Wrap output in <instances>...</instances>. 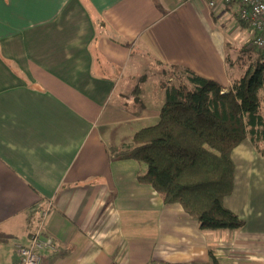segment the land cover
Returning a JSON list of instances; mask_svg holds the SVG:
<instances>
[{"label": "crops", "instance_id": "obj_1", "mask_svg": "<svg viewBox=\"0 0 264 264\" xmlns=\"http://www.w3.org/2000/svg\"><path fill=\"white\" fill-rule=\"evenodd\" d=\"M240 7L0 0V264H20L16 245L48 203L54 250L41 264H264V156L251 141L231 153L223 200L244 220L237 231L201 229L138 182L144 165L109 154L157 125L171 66L227 90L241 74L229 50L260 57Z\"/></svg>", "mask_w": 264, "mask_h": 264}, {"label": "trees", "instance_id": "obj_2", "mask_svg": "<svg viewBox=\"0 0 264 264\" xmlns=\"http://www.w3.org/2000/svg\"><path fill=\"white\" fill-rule=\"evenodd\" d=\"M169 69L179 76L162 85L166 98L157 125L109 154L144 165L138 182L151 186L163 204L180 205L201 229L237 231L244 220L223 200L234 188L233 149L248 139L264 156V64L261 57L249 60L227 90L188 69Z\"/></svg>", "mask_w": 264, "mask_h": 264}, {"label": "built area", "instance_id": "obj_3", "mask_svg": "<svg viewBox=\"0 0 264 264\" xmlns=\"http://www.w3.org/2000/svg\"><path fill=\"white\" fill-rule=\"evenodd\" d=\"M189 1V0H186ZM234 0H208L211 9L225 8ZM240 5L239 21L251 30V44L260 55L264 64V0H236ZM51 203L39 209V218L29 234V244L16 245V252L20 255V264H41L44 251L54 250L53 238L45 231V221L48 217Z\"/></svg>", "mask_w": 264, "mask_h": 264}, {"label": "rangeland", "instance_id": "obj_4", "mask_svg": "<svg viewBox=\"0 0 264 264\" xmlns=\"http://www.w3.org/2000/svg\"><path fill=\"white\" fill-rule=\"evenodd\" d=\"M229 59H230V68H231V71L232 72H236L240 69H247L248 68V64H249V60L247 59V55L243 53V55L241 56L239 53H235L233 52L231 49L229 50ZM179 76V74H175L173 72H171L170 70H167L165 71V73L163 74V76L161 78H159V76H157L160 80V86H165L167 84V80L168 79H171L174 83L175 81V78ZM162 86L163 89H165L164 87ZM263 103V106H262V113H263V116H264V102Z\"/></svg>", "mask_w": 264, "mask_h": 264}, {"label": "bare ground", "instance_id": "obj_5", "mask_svg": "<svg viewBox=\"0 0 264 264\" xmlns=\"http://www.w3.org/2000/svg\"><path fill=\"white\" fill-rule=\"evenodd\" d=\"M251 46H252V44H251ZM256 49V48H255ZM259 52V51H258ZM260 57H261V55H260Z\"/></svg>", "mask_w": 264, "mask_h": 264}]
</instances>
